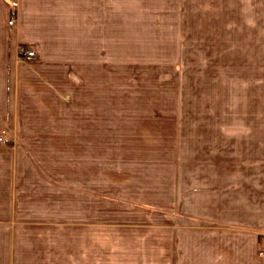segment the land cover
I'll return each instance as SVG.
<instances>
[{
  "label": "crops",
  "instance_id": "1",
  "mask_svg": "<svg viewBox=\"0 0 264 264\" xmlns=\"http://www.w3.org/2000/svg\"><path fill=\"white\" fill-rule=\"evenodd\" d=\"M109 2L0 0V264H264V47L243 77L230 69L221 92L215 76L205 90L202 73L211 119L118 122L127 128L118 145L130 129L197 140L195 164L179 172L170 156L94 185L92 146L108 124L93 114L128 112L125 100L141 95L124 92V58L109 54L125 43ZM20 45L36 56L21 58ZM148 79L136 92L155 88ZM220 98L227 121L217 119Z\"/></svg>",
  "mask_w": 264,
  "mask_h": 264
},
{
  "label": "rangeland",
  "instance_id": "2",
  "mask_svg": "<svg viewBox=\"0 0 264 264\" xmlns=\"http://www.w3.org/2000/svg\"><path fill=\"white\" fill-rule=\"evenodd\" d=\"M109 3L110 27L118 26L125 39L123 50L119 43L118 50L110 48L109 54L124 58L125 64H119L124 92L131 89L141 94L125 100L128 112L93 114L94 120L103 119L108 124L103 133L104 144L92 146L93 184L115 186L117 178L130 177L132 164L164 163L163 158L170 156L179 165L178 170L185 164L196 163L189 158L198 151L197 140L181 136L148 138L146 134L133 137L130 129L123 136L126 143L118 145L122 130L127 129L118 122L136 126L143 122L183 126L211 119L210 94L205 92L202 97L198 92L202 73L205 71V90L211 88L210 78L215 76V86L221 92V85L225 84L227 89L230 69L237 78L243 77L245 64L253 57L261 58L264 0H110ZM154 76L155 88L149 86L146 92H136L144 88L137 79L152 81ZM227 104L226 99L216 100L217 119H230L225 111ZM240 108L242 111L235 119L244 120L243 104ZM97 126L93 128L94 143L101 136L102 126L100 123ZM192 173L195 172L189 174L191 177ZM148 176L156 178L152 172Z\"/></svg>",
  "mask_w": 264,
  "mask_h": 264
},
{
  "label": "built area",
  "instance_id": "3",
  "mask_svg": "<svg viewBox=\"0 0 264 264\" xmlns=\"http://www.w3.org/2000/svg\"><path fill=\"white\" fill-rule=\"evenodd\" d=\"M16 22V17L15 15H13L9 21V24L11 26H14ZM19 53L23 58H34L36 56V52L35 50H33L32 48L26 46V45H20L19 46Z\"/></svg>",
  "mask_w": 264,
  "mask_h": 264
}]
</instances>
